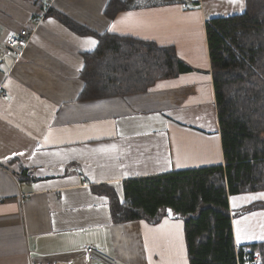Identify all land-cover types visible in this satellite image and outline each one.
Returning a JSON list of instances; mask_svg holds the SVG:
<instances>
[{
    "label": "crops",
    "instance_id": "1",
    "mask_svg": "<svg viewBox=\"0 0 264 264\" xmlns=\"http://www.w3.org/2000/svg\"><path fill=\"white\" fill-rule=\"evenodd\" d=\"M109 1L0 0V33L29 32L17 61L0 60V264H84L85 244L116 264H188L180 217L115 221L112 196L123 203L130 178L224 164L205 21L242 13L245 0H128L111 18ZM47 8L97 33L173 46L191 69L144 92L80 100L83 53L96 47L84 41L97 38ZM258 193L230 196L232 212L264 201ZM232 227L236 244L264 241V210Z\"/></svg>",
    "mask_w": 264,
    "mask_h": 264
},
{
    "label": "trees",
    "instance_id": "2",
    "mask_svg": "<svg viewBox=\"0 0 264 264\" xmlns=\"http://www.w3.org/2000/svg\"><path fill=\"white\" fill-rule=\"evenodd\" d=\"M128 8V0H110L104 13L111 18ZM46 14L98 40L83 53L80 100L144 92L191 69L173 46L97 33L51 8ZM205 34L224 164L127 179L123 203L112 196V218L156 223L171 208L183 220L188 264H264V241L236 244L229 204L232 195L264 191V0L207 19ZM257 209L264 201L237 213Z\"/></svg>",
    "mask_w": 264,
    "mask_h": 264
},
{
    "label": "built area",
    "instance_id": "3",
    "mask_svg": "<svg viewBox=\"0 0 264 264\" xmlns=\"http://www.w3.org/2000/svg\"><path fill=\"white\" fill-rule=\"evenodd\" d=\"M183 7H187V5L183 4ZM28 38L29 32L26 28H22L17 34L4 28L0 33V60L5 57H10L14 62L17 61L28 42ZM0 95L4 98L6 97V93L2 90H0ZM79 250L83 254L84 264H116V262L92 244H85ZM258 257V253L253 254V259H257ZM53 264H73V261H58Z\"/></svg>",
    "mask_w": 264,
    "mask_h": 264
},
{
    "label": "snow or ice",
    "instance_id": "4",
    "mask_svg": "<svg viewBox=\"0 0 264 264\" xmlns=\"http://www.w3.org/2000/svg\"><path fill=\"white\" fill-rule=\"evenodd\" d=\"M231 2H232V3H236L237 0H231ZM240 6H241V8L244 7L243 0H240ZM132 15H133V14H132L131 12L126 13V14L124 15V17H122L121 20H120V21H117L116 23H121V22H123L126 18H129V17H131ZM116 23H114L113 25H111L110 28H109L108 30H109V31H114V30H116ZM84 43H85L87 49L90 50L91 48H94V47L97 45L98 41L95 40V39H93V38H91V37H88V38H85ZM47 139H48V138L45 137V140H47ZM256 195H257V196H264V193H258V194H256ZM237 223H238V222H237ZM239 231H240V230L237 229V239H238V240H239ZM259 238H260V239H264V236H261V237H259Z\"/></svg>",
    "mask_w": 264,
    "mask_h": 264
},
{
    "label": "rangeland",
    "instance_id": "5",
    "mask_svg": "<svg viewBox=\"0 0 264 264\" xmlns=\"http://www.w3.org/2000/svg\"><path fill=\"white\" fill-rule=\"evenodd\" d=\"M248 196H250V197H248ZM254 194H246L244 197H242V198H246V199H248L247 201L248 202H250V201H253L255 198H254ZM240 200V199H239ZM248 204H250V203H248ZM245 206V205H244ZM243 207V206H242ZM241 207V208H242ZM238 207H236L235 209H237ZM232 210V209H231ZM234 214V213H233ZM240 215V213H237V211H236V217H238Z\"/></svg>",
    "mask_w": 264,
    "mask_h": 264
},
{
    "label": "water",
    "instance_id": "6",
    "mask_svg": "<svg viewBox=\"0 0 264 264\" xmlns=\"http://www.w3.org/2000/svg\"><path fill=\"white\" fill-rule=\"evenodd\" d=\"M233 213V212H232ZM166 215L169 217V218H176V217H179L178 215L176 214H173V211L171 208H167L166 209Z\"/></svg>",
    "mask_w": 264,
    "mask_h": 264
}]
</instances>
